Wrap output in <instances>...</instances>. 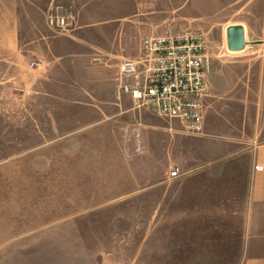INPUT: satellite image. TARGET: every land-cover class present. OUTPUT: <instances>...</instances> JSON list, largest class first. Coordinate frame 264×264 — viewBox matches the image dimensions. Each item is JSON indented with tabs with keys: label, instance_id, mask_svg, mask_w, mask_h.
I'll return each mask as SVG.
<instances>
[{
	"label": "crops",
	"instance_id": "1",
	"mask_svg": "<svg viewBox=\"0 0 264 264\" xmlns=\"http://www.w3.org/2000/svg\"><path fill=\"white\" fill-rule=\"evenodd\" d=\"M21 1L29 0L0 4V65L9 77L4 83L15 80L24 95L37 98L28 105L27 136L40 143L19 155L30 164L11 165L23 177L11 180L10 197L0 196V248L51 237L54 263L83 264L87 215H113L122 204L124 216L140 221L151 204L156 221L169 204L172 264H226L221 254L232 237L238 264H264V126L245 138L204 136L202 149L181 144L178 135L203 138L177 121L134 110L127 96L117 95L119 65L114 70L109 62L130 57L122 54L124 44L113 48L114 33L111 40H87L92 23L79 25L77 15L78 28L68 36L46 24L25 35ZM243 23L247 37L264 40L262 23ZM157 165L163 167L154 179ZM168 165L183 175L170 179ZM34 188L57 194L36 197ZM36 220L44 223L36 226ZM143 238L139 253L148 249ZM149 250L163 252L161 245ZM104 254L101 264L112 258L109 246Z\"/></svg>",
	"mask_w": 264,
	"mask_h": 264
},
{
	"label": "rangeland",
	"instance_id": "2",
	"mask_svg": "<svg viewBox=\"0 0 264 264\" xmlns=\"http://www.w3.org/2000/svg\"><path fill=\"white\" fill-rule=\"evenodd\" d=\"M0 4L14 5V2L0 0ZM18 6L23 34L30 27L38 29L41 24L45 25L50 10L56 7L71 9L78 15L79 25L92 23L91 28L84 31L87 40H111V34L114 33L113 39L117 43L113 48L119 50V44H124L122 54L130 58L139 55L137 45L146 35L199 31L206 39L210 68L203 101V128L195 135L200 138L206 136L214 141L220 137L239 139L264 126V40H251L248 37L251 44L240 54L227 53L224 44L227 24L245 25L243 22H254L264 26V0H29L19 2ZM73 32L66 34L68 36ZM26 62H30V59ZM119 63L120 60L116 58L109 62L114 70L118 69ZM5 72V64H1L0 196L3 198L10 197L11 180L17 181L23 177L19 170L11 172V165L20 167L19 164H30L25 154L19 155L25 153L28 147L40 143L37 138L27 136L32 131L27 119L28 105L37 98L31 99L24 95L22 87L16 85L15 80L4 83L9 79ZM54 79L50 84H53ZM161 134L168 136L166 132ZM178 138L181 144L195 145L200 149L205 141L204 138L180 135ZM162 167L157 165L151 170L154 179L159 176ZM169 167L167 169L171 172ZM181 167L185 168L186 164L181 163ZM20 191L16 190L14 196L20 197ZM31 193L36 197L44 193L56 196L57 190L34 188ZM166 200L169 203V199ZM119 205L113 208L114 220H110L112 214H89L82 221L86 245L83 244V264H101L107 246L112 251V258L107 264H172L169 204L165 205L162 214L156 212V221L150 219L154 207L151 204L147 205V218L140 221H130L129 217L124 216V206ZM34 223L38 226L44 222L36 220ZM24 231L18 229L16 234ZM160 235L161 241L158 238ZM143 237L148 249L146 253H139V247L143 248ZM160 245L163 250L161 253L149 250ZM56 246L54 239L47 237L45 240L40 238L31 243L24 241L14 247L0 248V264H56L53 260L56 257L53 253L57 252ZM234 249V238H228L227 252L221 254L222 259L226 258V264H238V253Z\"/></svg>",
	"mask_w": 264,
	"mask_h": 264
},
{
	"label": "built area",
	"instance_id": "3",
	"mask_svg": "<svg viewBox=\"0 0 264 264\" xmlns=\"http://www.w3.org/2000/svg\"><path fill=\"white\" fill-rule=\"evenodd\" d=\"M77 24V13L71 9L56 7L47 12L46 25L54 32L70 33ZM209 68L201 32L146 35L140 41L139 55L119 64L117 95L127 96L134 110L177 121L186 133L197 134L203 128ZM256 170L261 167L257 165ZM181 176L177 168L169 173L170 179Z\"/></svg>",
	"mask_w": 264,
	"mask_h": 264
},
{
	"label": "water",
	"instance_id": "4",
	"mask_svg": "<svg viewBox=\"0 0 264 264\" xmlns=\"http://www.w3.org/2000/svg\"><path fill=\"white\" fill-rule=\"evenodd\" d=\"M225 50L229 54L243 53L251 44L248 41L247 29L243 24H229L224 29Z\"/></svg>",
	"mask_w": 264,
	"mask_h": 264
}]
</instances>
